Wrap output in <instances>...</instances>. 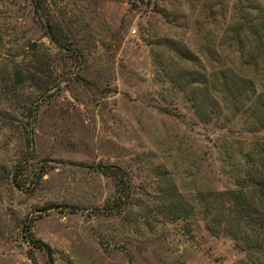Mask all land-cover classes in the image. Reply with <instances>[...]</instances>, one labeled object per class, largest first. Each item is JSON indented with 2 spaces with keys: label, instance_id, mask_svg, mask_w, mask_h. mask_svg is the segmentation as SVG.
Here are the masks:
<instances>
[{
  "label": "rangeland",
  "instance_id": "374dc122",
  "mask_svg": "<svg viewBox=\"0 0 264 264\" xmlns=\"http://www.w3.org/2000/svg\"><path fill=\"white\" fill-rule=\"evenodd\" d=\"M47 3L75 31L77 71L90 84L69 80L40 106L33 145L48 169L32 193L2 178L24 141L17 122L0 121V264H46L44 253L21 239L26 216H35L34 236L50 245L54 264H264V250L221 232V221L232 224L222 219L219 196L205 195L233 186L230 171L256 135L227 103L220 119L202 123L168 83L182 70L207 69L201 51L209 47L264 89V64L254 61V39L244 29L250 19L264 20V0ZM163 39L187 46L201 63L182 60ZM32 52L41 60V85L63 78L57 49L32 17L29 0H0V67L10 70L12 58L29 64ZM32 87L20 93L34 96ZM1 100L0 94V105H8ZM90 163L129 174L131 196L120 212H99L115 186L85 166ZM174 186L178 202L190 209L187 217L172 214L166 194Z\"/></svg>",
  "mask_w": 264,
  "mask_h": 264
},
{
  "label": "trees",
  "instance_id": "16d2710c",
  "mask_svg": "<svg viewBox=\"0 0 264 264\" xmlns=\"http://www.w3.org/2000/svg\"><path fill=\"white\" fill-rule=\"evenodd\" d=\"M29 7L32 17L57 49L58 59L62 62L63 78L56 77L50 85H41L38 71L41 60L35 52L31 53L29 64L24 63V57L18 60L12 58L10 70L5 69L4 65L0 67L1 104L8 102V105H0V121L7 125L17 122L24 141L19 160L9 170H3L1 173L2 178L13 188L24 193L34 192L48 169L45 159H36L33 145V127L40 106L45 100H50L58 94L62 85L69 80L90 84V81L77 71L81 68V48L75 31L51 15L47 0H29ZM245 28L254 39L253 48L257 54L254 61L260 57L264 64V20L250 19ZM163 40L182 60L201 63L200 57L187 46H175L176 42L172 39ZM201 53L208 64L207 69L201 72L182 70L169 77L168 83L182 95L202 123L208 124L220 119L223 103H227L233 114L241 118L245 131L256 135L251 146L239 153L242 162L233 165L230 171L233 186L205 195L219 196L222 203V219L229 220L232 224L229 226L221 221V232L235 241H245L250 248L264 250V89H255L252 80L240 76L223 62L217 51L207 47ZM27 84L30 88L33 84L32 88L36 92L34 96L26 97L20 93V89ZM85 166L110 178L115 186L116 195L111 201H107L99 212H120L131 196L130 176L127 171L106 163H90ZM166 195L172 202L173 215L189 216L190 209L178 202L179 193L175 186L171 193ZM53 207L55 206L50 205L48 208ZM76 210L78 208L74 207V211ZM38 216L41 217V214ZM34 219L35 216H26L19 223L21 239L42 251L46 264H54V252L50 245L34 236Z\"/></svg>",
  "mask_w": 264,
  "mask_h": 264
}]
</instances>
